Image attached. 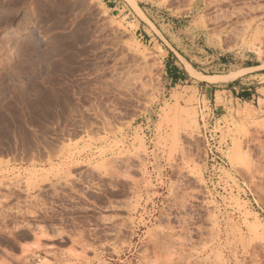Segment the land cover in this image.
Returning a JSON list of instances; mask_svg holds the SVG:
<instances>
[{
	"label": "rangeland",
	"instance_id": "374dc122",
	"mask_svg": "<svg viewBox=\"0 0 264 264\" xmlns=\"http://www.w3.org/2000/svg\"><path fill=\"white\" fill-rule=\"evenodd\" d=\"M134 2L0 0V264H264V0Z\"/></svg>",
	"mask_w": 264,
	"mask_h": 264
},
{
	"label": "crops",
	"instance_id": "0c3cea01",
	"mask_svg": "<svg viewBox=\"0 0 264 264\" xmlns=\"http://www.w3.org/2000/svg\"><path fill=\"white\" fill-rule=\"evenodd\" d=\"M228 63H229L228 59L223 58L222 65L226 66ZM188 65H190L198 73H201L203 76H209V75H205L201 71H198L186 57L181 58L180 56L177 55L175 60H173V56H172L171 61H168L166 64V71L164 72L166 83L174 85L176 88L194 87L195 86L194 83H197V87L199 86V89H202L203 87H205L206 92H209V91L212 92L216 85L213 83H207L204 86L203 82L205 81L208 82V80L205 78H201L198 81L195 80L194 79L195 75L191 72ZM243 69L244 68H242L241 70ZM231 72L232 71H229V73ZM240 83L242 84L243 81L242 80L238 81L237 78L231 79L229 83L225 85V87H228V88L220 92H223V93L231 92L233 94L234 90H236V94L238 95V92L241 90V95H242L241 97H243V95L248 96V97L251 95L255 99V94L251 93L252 88L242 87ZM236 98L240 99L239 97H236ZM251 99L253 100V98Z\"/></svg>",
	"mask_w": 264,
	"mask_h": 264
},
{
	"label": "bare ground",
	"instance_id": "6f19581e",
	"mask_svg": "<svg viewBox=\"0 0 264 264\" xmlns=\"http://www.w3.org/2000/svg\"><path fill=\"white\" fill-rule=\"evenodd\" d=\"M133 4H135L136 8L141 12V8L139 7V5H136V2H134V0H130ZM195 1V0H194ZM214 2V1H213ZM221 5L220 0H215V7H219ZM219 18V17H218Z\"/></svg>",
	"mask_w": 264,
	"mask_h": 264
}]
</instances>
